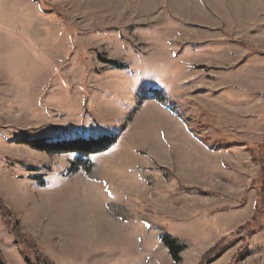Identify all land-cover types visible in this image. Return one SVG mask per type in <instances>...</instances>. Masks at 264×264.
<instances>
[{
    "label": "rangeland",
    "instance_id": "rangeland-1",
    "mask_svg": "<svg viewBox=\"0 0 264 264\" xmlns=\"http://www.w3.org/2000/svg\"><path fill=\"white\" fill-rule=\"evenodd\" d=\"M263 166L264 0H0L7 264H264Z\"/></svg>",
    "mask_w": 264,
    "mask_h": 264
},
{
    "label": "trees",
    "instance_id": "trees-1",
    "mask_svg": "<svg viewBox=\"0 0 264 264\" xmlns=\"http://www.w3.org/2000/svg\"><path fill=\"white\" fill-rule=\"evenodd\" d=\"M107 64L112 66L114 69H126V66L120 65L116 62L109 61L107 62ZM17 142L27 145L32 149L41 150L46 153H53L60 155L74 153L84 158H87L93 154L107 151L108 148L112 144H114L115 136L103 135L97 138H77V139L62 140L57 142H52L45 139H38L30 136H23L20 139H18ZM262 170H263L262 172H264V166ZM259 202L260 199L257 200L258 205ZM255 209L256 212L259 210V208L257 207ZM6 212L7 209L3 205L2 200L0 199L1 218L2 220L9 218L8 219L9 221L4 222V226L6 230L14 236L18 248L22 249V247L23 248L28 247L29 249L37 252L35 244L27 241L22 237L21 233L19 232L15 224L10 220L11 217ZM161 241L164 244L165 248L167 249L168 253L170 254L171 259L175 263H178L180 260L179 254L182 252V247H180L177 244L175 239H172L170 237H163ZM226 249L227 247H224L223 241L221 240L212 250H210L203 256L200 264H210L213 260L217 259ZM34 255H36L35 258L36 264H52L50 261L45 259L39 253H36ZM26 263L29 264L27 261ZM0 264H7L1 253H0Z\"/></svg>",
    "mask_w": 264,
    "mask_h": 264
}]
</instances>
